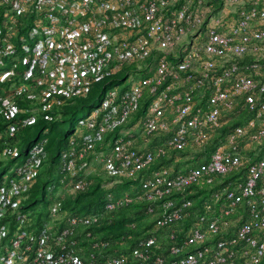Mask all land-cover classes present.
I'll return each instance as SVG.
<instances>
[{
    "label": "built area",
    "instance_id": "obj_1",
    "mask_svg": "<svg viewBox=\"0 0 264 264\" xmlns=\"http://www.w3.org/2000/svg\"><path fill=\"white\" fill-rule=\"evenodd\" d=\"M22 1L26 3L28 0ZM54 1L37 0L36 7L42 9L49 5L51 11ZM172 1L77 0L76 4L84 13L90 12L89 18L81 22L71 15H50L44 39L36 42L25 58L26 63L38 68V82H47L54 88L63 86V89L73 93L83 92L90 81L95 82L135 62L133 72L137 76H132L129 89L120 93L108 89L106 103L115 111L114 102L117 100L123 119L148 89L154 96L139 135L148 136L155 131L167 130L171 124L173 129L168 145L175 149H182L188 144L206 145L212 131L220 126L226 112L233 107V102L242 100L249 110L255 112L254 119L248 118L245 125L235 126L224 140L214 146L206 163L174 177L166 176L165 170L158 171L153 178L146 180L143 187L149 199L162 197L172 190H184L200 179L211 182L214 174L238 170L243 163L238 142L247 129L257 124V130L245 140L247 145L264 137V76L255 80L243 71L264 68V44L256 45L257 42H264V27L253 26L264 22V0L251 1L249 8L241 11L239 19L229 18L223 25L225 27L220 25L222 16L235 10L240 0H220L223 6L217 9L213 8L218 0H211L204 9L188 2L174 8L170 5ZM112 29L128 33L143 31L145 36L131 41L126 38L116 41L111 36ZM157 51L164 55L176 53L179 58L166 61L162 57L156 62L151 76L141 77V60ZM254 52L258 53L256 57L239 64L238 58ZM216 63L219 64L218 73ZM147 69L145 67L144 70ZM21 89L25 90V86ZM196 92L200 96L207 92L208 98L204 101L198 99L194 95ZM101 109L92 111L85 122L86 127L98 135L117 121L113 111L100 117ZM132 145L133 139L118 136L110 150L119 167L129 175L135 174L164 152L160 147L155 151H139ZM92 146L91 141L84 143L79 156ZM75 154L74 148L62 154L63 168L72 175H76ZM263 173L264 158L248 166L244 181L223 189L224 203L219 213L208 214L211 204H204L205 214L200 215V224L193 226L182 242L169 245L168 256L165 255L167 259L152 254L150 248L156 244L157 238L151 236L144 247L135 252L134 264H202L204 255L209 252L211 257L205 264H234L227 259L235 252L230 246L239 240L246 243L241 253L249 256L247 262L240 264L259 263L264 256V187L256 191V184ZM85 187L84 178L72 183L75 190ZM23 189V181L0 188V239L4 235L3 222ZM256 192L262 196V202L260 209L251 211L254 220L239 225L235 236L218 239L208 245L207 235L214 236L226 229V218L235 213L243 198L253 197ZM130 200L127 195L115 198L105 205L104 213L107 216L116 206L127 204ZM190 205V200L178 204L173 199L166 200L163 206L169 210L157 218L156 224L170 227L189 215ZM100 217L96 212L85 217L67 218V225L56 235L47 233L41 237L33 254H30L32 247L22 246L21 238L15 236L11 240V251L2 258L3 264H13L15 258L21 264H126L123 252L105 255L99 251L109 244L106 239L92 238L87 242L89 249H81L78 237L82 234L88 237L91 231L86 228L98 222ZM253 228L262 229V237L259 232H252ZM168 237L174 239L172 230H169Z\"/></svg>",
    "mask_w": 264,
    "mask_h": 264
},
{
    "label": "trees",
    "instance_id": "obj_2",
    "mask_svg": "<svg viewBox=\"0 0 264 264\" xmlns=\"http://www.w3.org/2000/svg\"><path fill=\"white\" fill-rule=\"evenodd\" d=\"M210 1L173 0L170 2V5L177 8L181 3L188 2L193 6L196 4V7L204 9ZM251 1L253 0H240L236 4L235 10L228 11V14L224 12L225 14L222 16L220 25L225 27L223 25L227 23L229 18H232L231 20L239 19L241 11L248 9ZM36 3L37 0H28L26 3H23L25 5L23 6V10H13L10 13L12 17L8 19L3 10H0V36L1 38L3 37L2 40L7 39L10 45L7 49L2 50L0 48V56L2 55L4 60L11 53L18 57L30 53L34 44L38 42L37 37L32 33L33 29L38 26V22L44 21L46 30L51 16L57 17L59 15V17H63L71 15L70 9L57 8L58 4L56 3L52 5L53 8L51 11L49 10V5L38 9ZM215 4L213 9L223 6L220 0L216 1ZM0 7L2 8L3 4H0ZM89 16L90 12L84 13L80 21L84 22ZM253 26L264 27V22L259 25L254 24ZM142 32L128 33L122 32L119 29H112L111 36L116 41L122 38L131 41L135 38L145 36ZM263 44V41L256 43L257 47ZM26 46H30V49L25 53L24 48ZM152 55L150 54L141 60L143 66L139 71L141 77L151 76L155 64L160 58L163 57L166 61H175L179 58L176 53L164 55L160 51L154 52ZM257 55L258 53L256 52L245 54L243 57L238 58L239 64L243 65L242 63H247ZM216 64V71L218 73L219 64ZM145 67H148V69L144 70ZM134 68H136L135 62L124 65L112 71L104 78L96 80L95 82L90 81L86 84V90L77 93L65 90L63 86L54 88L47 82H38V68L29 63H25L23 58L19 60L16 69L18 71L30 70L29 76L31 77L29 81L32 82V85L26 84L25 90H17L18 86L10 93V96H7L9 94L2 92L3 86L6 87L5 82L3 79H0V96L2 97L0 99V188L11 183L23 181L24 189L19 195H23V197L19 200L17 207L24 205V209H26V204L28 203H33L36 206L38 204L47 205L46 202L51 200V192L48 190V184L52 178L56 184L63 185L64 188H71L72 183L80 178H84L86 181V187L83 190L72 189L71 192L61 199L60 207L68 209V213L65 215V220L62 223L51 220L49 216L40 220L39 215H37L36 222L38 226L36 232L33 231L27 235H18L21 238L22 246L30 245L32 247L30 254H33L34 250L38 247L41 237L47 233L56 235L65 227L67 225V218L73 216L85 217L91 213L98 212L102 216L100 220L86 228V230L91 231L90 235L87 237L85 234H82L78 237L81 249L83 247L84 249H89L87 242L92 238L96 240L106 239L109 241V244L101 248L99 250L100 252H103L105 255H117L123 252L127 258L126 264H134L136 263L135 252L144 247V243L149 237L156 236V244L150 250L153 255H161L167 259L169 245L171 243L182 242L189 233V230L193 226L200 224L199 217L201 214H205L204 204L207 202L211 204V210L207 212L208 214H217V211H221L224 203L223 189L225 187L230 188L234 184L244 181L248 166L264 158V137L258 140H252L249 142V145L245 142L247 137L257 130L258 127L255 124L254 127L247 129L243 139L238 142V150L243 161L242 166L238 170L223 174H214L211 182L200 179L184 190H172L170 193H165L162 197L155 196L149 199L146 195V189L143 187L146 180L153 178L158 171L165 170L166 176L174 177L177 174L186 173L190 168L206 163L209 160L214 146L220 140H224L233 131L235 126L245 125L248 118L254 119L255 112L249 110L242 100L233 102V107L226 112V116L222 118L220 126L212 131V137L206 145L196 146L188 144L182 149L172 148L168 145V139L173 129L171 124L167 130L155 131L148 136L139 135L142 122L148 115V106L154 96L148 89L136 101L132 111L123 119L120 117L121 109L117 100L114 102L115 111L112 110L111 105L106 103L105 93L108 89H115L119 93L129 89L132 76H137L133 72ZM243 71L251 75L255 80L264 76V68L260 67L256 69H243ZM13 76L17 77L14 73ZM106 82L108 84L104 87L103 84ZM31 86L33 87L30 88ZM194 95L196 98L204 101L208 98L209 94L205 92V94L200 96L196 92ZM10 101H12L11 105H9ZM32 107H37V111L32 112ZM98 108H102L99 114L100 117L103 114L113 111V115L117 121L110 125L101 135H98L94 131L91 133L93 135L92 137L78 135L81 129L91 132L86 127L85 122L92 111ZM127 126L129 130L126 133L118 131L120 128ZM118 136L133 139L132 147L139 151H155L160 147L164 149V152L156 156L150 164L133 175L127 174L119 167L118 160L110 156L113 176H118L121 179V183L118 184L116 189L110 186L100 185V182L105 181L100 172L84 174L78 168L79 173L77 172L76 175H72L64 170L63 153L74 148L76 150V165H81L88 160L87 158L95 157L100 150L108 153V150H111ZM89 141L93 142V146L80 157L79 155L84 143ZM32 151L36 153L31 156ZM187 153L194 156L189 163L186 165H176L174 168L168 166L174 156H182ZM3 156L6 160L1 159ZM36 158L40 161L38 164L32 165L31 162H34ZM42 160L48 161L46 166L47 173L42 174L36 169L30 178L24 175L27 171L33 170L38 165L41 167ZM23 162H26L27 165H18ZM12 163L14 167L9 170ZM42 167L45 166L42 165ZM110 177L108 176V178ZM31 179L36 181L30 188L28 184ZM262 187H264V173L257 181L256 191ZM206 192H209V194H206ZM26 194L27 196L24 198ZM126 195L131 197L130 202L116 206L106 216L104 213L105 205L115 198ZM261 198L262 196L258 192L253 197L243 198L235 213L228 217L231 219L240 211L242 212L241 218L236 224H232L233 230L230 232L224 229L214 236L207 235L206 243L212 245L218 239L235 236L239 225L254 220V214L251 211L254 208L260 209ZM169 199H173L176 204L184 200H190L191 205L188 208L189 215L184 216L170 227H160L156 224V220L164 212L169 210L163 206V202ZM24 209L21 212V215H23L21 218L15 217L11 221L10 225L12 230L14 229L15 221L19 219L24 220L28 217ZM11 211L12 208L8 213V218L10 217ZM30 218L33 221V218ZM49 223H52V225ZM169 230H172L174 233L173 240L168 237ZM252 232H259L261 237L263 235V230L259 228H253ZM230 247L235 252L227 261H232L234 264L248 261L249 256L241 253L242 249L246 248L244 241L239 240L234 246ZM210 257L211 252L206 253L202 259V264H205ZM164 264H167V262ZM257 264H264V256Z\"/></svg>",
    "mask_w": 264,
    "mask_h": 264
},
{
    "label": "rangeland",
    "instance_id": "obj_3",
    "mask_svg": "<svg viewBox=\"0 0 264 264\" xmlns=\"http://www.w3.org/2000/svg\"><path fill=\"white\" fill-rule=\"evenodd\" d=\"M54 3L58 4L57 8H64L66 10L70 9V14L72 17L76 18L77 20L80 21L82 17L84 16L83 10L76 4L77 0H56ZM0 4H3V7H0V10L2 9L3 12L6 14V18L12 17L10 14L13 10H23V6H25L22 3V0H0ZM59 17V15L57 16ZM44 21L43 22H38V26H36L33 29V35L37 37V41H42L44 39ZM3 38V37H2ZM0 36V48L7 49L10 47L9 43L7 42V39L2 40ZM30 49V46H26L24 48L25 53ZM28 54L22 55L21 57H18L17 55H13L12 53L10 56L7 57V59H3L2 55L0 56V79H3L5 82V86H3V91L4 93H7L10 96L14 90V88L18 87L17 90L21 89L23 86L26 84H31L30 82V77L29 73L30 70H23V71H18L16 69L17 64L21 58L25 61V58ZM26 63V62H25ZM66 68H68V65H64ZM13 73L16 74L17 77L13 76ZM36 74V71H35ZM34 74V76H35ZM33 76V77H34ZM12 78V79H11ZM35 79V78H34ZM29 81V82H28ZM7 82V83H6ZM34 86V85H33ZM31 86L30 88H32ZM10 98V97H9ZM32 112L37 111V107H32ZM37 114V113H36ZM125 128L126 131H125ZM125 128H120L118 131L119 132H124L126 133L129 130V127ZM92 132H87L84 129H81L80 132H78V135L80 136H85V137H92L93 135L91 134ZM35 151L31 152V156L35 155ZM110 150H108V153H105V151L100 150L95 157H90L87 158L88 160L86 162H83L81 165H76V174L77 172L84 173V174H95V172H100V174L103 176L105 181L100 182L101 186H110L113 189H116L118 187V184L121 183V179L118 178V176H113V171H112V161L110 160ZM194 156L192 154H184V155H177L174 156L170 162L169 165L170 168H174L176 165H181L184 164L186 165L189 163ZM3 160H6V158L3 156L1 158ZM40 160L35 159L34 162H31L32 165L38 164ZM47 160H42V165L45 167H39L36 166L33 170L27 171L24 175H27L29 178L30 176L34 173V171L37 169L39 172L42 174L47 173ZM19 166H26V162L19 163ZM14 167V164L12 163L11 166L9 167V170H11ZM79 168V170H78ZM108 176H111L108 178ZM36 180L31 179L29 181L28 187H32L35 184ZM27 187V188H28ZM30 187V188H31ZM72 187H66L64 188L63 185L61 186L60 184H56L55 181H53V178L51 179L50 183L48 184V190L51 192V197L50 201L46 202L47 205L44 204H38V206L34 205L33 203H28L26 204V209H24V205L17 207V204L19 200L23 197L19 196L15 198L14 200V206L12 207V211L10 213V217H6V219L3 222L4 225V235L0 239V264H3L2 258L11 251V240L13 237L18 236V235H27L31 232H36L38 223L36 222V216L39 215V219L43 220L46 216H49L51 220L58 221L57 223L64 221L65 220V215L68 213V209H63L60 207V201L63 199V196H66L69 192L72 191ZM27 190V189H26ZM206 194H209V192H206ZM27 196V194L24 196V198ZM73 202V200H72ZM17 207V208H16ZM25 210V214H28V217H26L24 220L19 219L18 221L14 222V229H11V221L16 218H21L23 215H21L22 210ZM219 213V211H217ZM242 212L240 211L237 215L234 217L226 218L228 221V224L225 226L226 231L233 230V225L236 224V222L241 218ZM33 218V221L31 218ZM27 220V221H25ZM35 222V224H33ZM60 223V224H61ZM234 223V224H233ZM52 225V223H49ZM231 224V227H230ZM233 224V225H232ZM13 264H21L18 258H15V262Z\"/></svg>",
    "mask_w": 264,
    "mask_h": 264
}]
</instances>
